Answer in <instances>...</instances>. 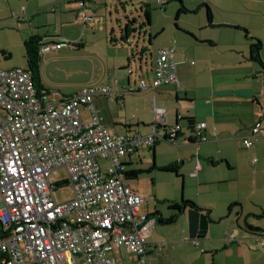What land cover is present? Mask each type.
I'll list each match as a JSON object with an SVG mask.
<instances>
[{
    "label": "crops",
    "instance_id": "obj_1",
    "mask_svg": "<svg viewBox=\"0 0 264 264\" xmlns=\"http://www.w3.org/2000/svg\"><path fill=\"white\" fill-rule=\"evenodd\" d=\"M99 1L107 4V0H92L86 8L97 18L93 24L80 19L74 0H0V14L5 16L10 10L15 16L25 8V19L20 21L29 22L32 33L44 39L53 35H47L51 28L44 31L46 25L42 24L52 26L58 21L86 25L83 34L88 33V27H99L107 34L105 17L98 13ZM166 2L161 10L168 13L167 19L175 16L174 25L159 26L151 18L149 29L136 27V32L149 36L151 44L155 38L160 40L151 68H143L147 47L142 46L138 55L143 74H109L100 87L109 85L115 91L94 100L96 111L115 134L150 133L159 119L158 133L163 137L154 146L139 148L122 158L126 182L148 196L139 215L153 220L150 214L162 213L152 222L146 262L124 247L108 255L117 264H264V245L259 244L264 238V135L253 137L249 148L243 142L257 121L264 126V0H182L189 11L179 16L180 3ZM156 3L158 6V0ZM111 30L115 40L121 38V31L120 37L114 34L113 24ZM55 32L57 37L45 41L69 40L66 31L58 28ZM130 39L131 35L127 43L110 39L109 49L129 61L130 53L133 57L137 54L127 46ZM258 40L262 42V65L251 59V46ZM70 46L79 47L78 43ZM161 48L174 50L180 83L142 89V79L148 83L154 79ZM123 62L118 64L128 66ZM41 77L42 92L53 102H64L82 89L78 85L56 90L48 80L46 66ZM81 114L85 123L91 121V109L83 107ZM202 122L206 123L205 141L196 137L193 128ZM176 124L180 134L172 141L168 131ZM99 163L105 171L110 161L101 158ZM172 164L178 166L176 172L166 169ZM184 200L193 202L195 209L210 218L204 239L189 237L188 210L193 207L187 206L180 213L172 208L173 203ZM160 242L166 245L158 248Z\"/></svg>",
    "mask_w": 264,
    "mask_h": 264
},
{
    "label": "built area",
    "instance_id": "obj_2",
    "mask_svg": "<svg viewBox=\"0 0 264 264\" xmlns=\"http://www.w3.org/2000/svg\"><path fill=\"white\" fill-rule=\"evenodd\" d=\"M74 1L82 21L97 22L86 11L92 0ZM25 11L16 18L24 20ZM69 44L49 43L41 53ZM173 51L159 50L154 79L151 83L142 79V89L180 83ZM114 91L109 85L86 86L57 103L37 89L27 67L0 69V221L6 230L0 238V264H117L108 253L121 247L146 262L153 221L139 215L146 197L126 182L122 158L163 137L158 133L159 119L147 134L112 132L94 100ZM83 107L93 112L89 123L82 119ZM205 127L202 122L194 128L202 141ZM179 134V124L169 128L172 141ZM263 135L259 120L244 145L251 147L252 138ZM101 158L110 161L105 171ZM61 167L68 177L56 182L52 175ZM64 183L72 188L73 198L59 202L54 190ZM259 244L264 245V238Z\"/></svg>",
    "mask_w": 264,
    "mask_h": 264
},
{
    "label": "rangeland",
    "instance_id": "obj_3",
    "mask_svg": "<svg viewBox=\"0 0 264 264\" xmlns=\"http://www.w3.org/2000/svg\"><path fill=\"white\" fill-rule=\"evenodd\" d=\"M122 1L123 4L118 0H107V4L99 1L101 12L98 13L105 17V20H103L104 24L109 27L107 34L102 32L99 27H95V29L88 27V33L84 32L85 34H83V29H87V27H85L86 25H77L72 20L69 23L58 21L56 25L54 24L52 26L42 24L46 25L44 29L42 28L44 31H47L48 27L51 28V32L47 35L53 36H45L46 38L50 37L49 39H53V37H57L55 31L59 28L60 31H66L68 33L66 39H69L68 42L70 45L72 43L76 45L78 43L79 45L77 49L71 48L70 45H66L63 50H51L42 56V67H47L48 80L53 88L59 91H65L66 89H72L78 85L81 88L86 86H100L101 82L109 77V74L115 75L114 77H118V74L127 77L129 69L133 71L131 74L132 77L142 75L143 71L140 68L141 61L138 55L140 54L142 46L147 47L143 51V68L147 65L151 68L153 55L157 52L160 40H156L155 38L151 44L149 42V36L145 35L144 32L142 34L139 31L133 32L127 46H132L134 48L132 50L137 54L133 57L130 53V60L128 61L127 57H121L120 53L117 54L109 49L112 45L110 38L111 35H113L111 34V25L113 24L115 27L114 34H117V37H120V25H125L127 22L126 16L130 18L137 17L136 27L138 29L141 28L140 25L143 24V22L147 25L148 22L145 12L141 8L143 2H149L152 5V19L159 26L174 25L176 22L175 16L173 20L167 19L168 13L159 9L156 0ZM43 9L44 8H42V11H47V9ZM0 20L2 26V28H0V69L27 67L24 41L32 34L29 22H21L16 16H13L10 10L5 16H1L0 14ZM47 22L48 20H46L45 23ZM147 26L149 29V25ZM138 42H140L139 47H136ZM119 61H124L123 63L128 65L126 66L127 68L120 66V64H118ZM145 72L144 77H146ZM52 177L56 182H65L68 177L66 168H58L55 173H53ZM54 195L59 202L68 201L73 198L72 188L69 184L64 183L54 190ZM144 196L148 197L145 194ZM1 201L2 195L0 192V202ZM167 210L168 212L173 211L169 208H167ZM255 222H257V220H255Z\"/></svg>",
    "mask_w": 264,
    "mask_h": 264
},
{
    "label": "trees",
    "instance_id": "obj_4",
    "mask_svg": "<svg viewBox=\"0 0 264 264\" xmlns=\"http://www.w3.org/2000/svg\"><path fill=\"white\" fill-rule=\"evenodd\" d=\"M180 3V7L177 12V16L180 14L188 12V8L182 3V0H177ZM167 3L164 4H159L158 7L159 9L164 10L167 6ZM123 4V2H122ZM145 5V6H143ZM143 5L141 8L145 12L147 22L151 23V18H152V5L149 2H143ZM127 22L125 25L121 24L119 29L122 33V36L120 39L115 40L114 35H111V41L112 42H122V43H127L128 38H130V35L132 36L133 32L136 30V23H137V17L130 18L129 16H126ZM146 23L143 22V24L140 25L141 29H145L148 26ZM144 26V27H143ZM51 43H57V42H51ZM49 44L48 42L45 41L44 36H41L36 33H32L25 41V51H26V59H27V68L31 71L33 79L35 81L37 89L42 92L43 85H42V77H41V71H42V56L43 53H41V48ZM261 51H262V42L257 41L252 44L251 46V59L254 60L255 62L259 63L262 65L263 60L261 58ZM189 122L192 124V120H189ZM193 128H195L193 126ZM178 166L176 164H172L168 166L166 169L171 170V171H177ZM187 206L190 207H197L193 202L190 201H182L181 203H173L172 208L177 209L178 211H182L184 208ZM175 219V217H173ZM5 228L3 223L0 221V238H2L5 235Z\"/></svg>",
    "mask_w": 264,
    "mask_h": 264
},
{
    "label": "water",
    "instance_id": "obj_5",
    "mask_svg": "<svg viewBox=\"0 0 264 264\" xmlns=\"http://www.w3.org/2000/svg\"><path fill=\"white\" fill-rule=\"evenodd\" d=\"M185 209L186 208H184L182 211H184ZM182 211H178V213ZM188 212H189V218H190L189 237L191 239H204L208 235L210 218L205 213H202L200 210L195 209V208H190ZM158 216L162 217V213L154 212L150 214V216L148 217H152L153 219L152 221H156L155 219Z\"/></svg>",
    "mask_w": 264,
    "mask_h": 264
}]
</instances>
